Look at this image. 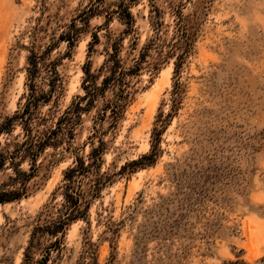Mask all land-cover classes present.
<instances>
[{
    "label": "rangeland",
    "instance_id": "1",
    "mask_svg": "<svg viewBox=\"0 0 264 264\" xmlns=\"http://www.w3.org/2000/svg\"><path fill=\"white\" fill-rule=\"evenodd\" d=\"M96 1L0 0V124L27 105L33 52L37 90H50L52 64L63 84L31 105V133H57L27 195L0 203V264H264V0H99L93 12ZM72 25L71 45L60 38ZM115 53L125 70L140 61L117 122L112 84L82 100ZM22 124L1 140L20 142ZM94 149L102 158L77 181L90 191L103 176L100 194L58 242L40 230L28 252L58 217L65 173Z\"/></svg>",
    "mask_w": 264,
    "mask_h": 264
},
{
    "label": "trees",
    "instance_id": "2",
    "mask_svg": "<svg viewBox=\"0 0 264 264\" xmlns=\"http://www.w3.org/2000/svg\"><path fill=\"white\" fill-rule=\"evenodd\" d=\"M98 2L99 0H97L91 7V11H96L95 5ZM119 14L121 17L132 21V15L128 7L121 10ZM87 17L88 16H86V19ZM72 27V32L69 31L60 38L61 41L69 42L71 45L76 42L79 34V30L75 27V25H72ZM53 48H55V46H52L51 49ZM143 56L144 55H142V59ZM42 60L43 55H38L34 52L29 56L28 80L30 81L29 85L31 93L29 94L27 105L22 112H17L14 116L6 118L5 121L0 124V178L9 170H11L15 175L14 177L10 175L9 183L4 182L3 184H0V203L2 204L20 200L27 195L28 184L37 172L35 162L39 157V154L44 152L46 148L51 145V139L57 133L56 131L39 130L36 134H32L30 129V120L32 119V115L30 114L31 105L38 107L40 103L48 104L51 102L52 98L55 97V94H60L59 92L63 90V84L61 82H57L60 80L55 64L49 66L47 71V77L49 79L48 85L51 87L50 90L48 92H45L44 90H37L35 81L40 72V61ZM139 62L140 61H137L133 68L125 70L121 62L117 60V54L115 53L107 62V68L110 75L104 79L103 87L95 88V93L88 91L87 95L82 98V100H85L89 96L90 102L93 103L95 101V97H97L99 93H103V91L109 87V84H112L115 91L117 90L115 93V96L117 97L114 101L107 104V108H109L108 110L111 112L112 119L117 122L123 114L128 100L131 97V91L129 90L130 85L126 82L125 78L129 75L136 74L139 71ZM86 73L90 76L88 70H86ZM80 104L81 102H78L74 108L70 109L66 116L60 119L59 124H61L63 120L71 122L70 120L73 118L69 115L72 112L75 114L81 110H85L80 107ZM16 121H21V123H23V129L25 130L23 139L20 142H16L6 138L3 142L1 137L3 135L7 137L11 136L14 129V122ZM101 155L102 149H94L90 154V159L92 160L91 164L86 165V162L79 159L76 166L67 170L64 176L65 185L63 204L58 211V217L55 220H48L43 226H39L34 230L31 243L28 247V252L34 243V238L36 237L38 231L41 230L48 232L50 235L54 236L58 242L59 234L62 233L64 235L70 222L84 218L91 206V200H89L88 197L94 199L100 194L102 190L103 176L95 180V183L90 191L82 189L83 185H78L80 180H77L80 177L89 174V171H91L90 169L102 158ZM151 158V155L144 156L137 164H140L145 160H151ZM26 160H29L32 163L29 173L21 170V166Z\"/></svg>",
    "mask_w": 264,
    "mask_h": 264
}]
</instances>
